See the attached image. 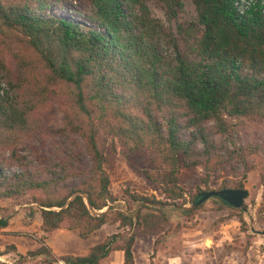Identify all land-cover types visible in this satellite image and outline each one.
Here are the masks:
<instances>
[{
  "label": "trees",
  "instance_id": "trees-1",
  "mask_svg": "<svg viewBox=\"0 0 264 264\" xmlns=\"http://www.w3.org/2000/svg\"><path fill=\"white\" fill-rule=\"evenodd\" d=\"M69 1L0 0V203L30 197L43 235L13 264H102L116 251L136 264L138 238L158 236L157 249L185 227L172 213L191 218L205 207H186L199 193L243 189L264 151V143L239 142L264 127V0H192L197 20L175 30L145 0H79L90 3L84 20L53 11ZM161 1L170 21L185 7ZM55 103L59 123L43 115ZM109 139L149 157L146 175L166 200L127 189L122 197L136 211L114 206ZM197 167L205 189L189 193L182 171ZM214 177L223 179L218 189ZM209 201L248 230L246 211ZM108 224L122 231L87 255L56 257L47 244L61 229L88 240ZM9 226L0 217V234Z\"/></svg>",
  "mask_w": 264,
  "mask_h": 264
},
{
  "label": "rangeland",
  "instance_id": "rangeland-1",
  "mask_svg": "<svg viewBox=\"0 0 264 264\" xmlns=\"http://www.w3.org/2000/svg\"><path fill=\"white\" fill-rule=\"evenodd\" d=\"M145 2L154 18L161 19L167 27L174 30L179 24L187 25L198 18L192 0H184V10L174 21L169 20L167 9L161 0H145ZM89 7L88 1L70 0L62 10L54 8L53 11L68 18L84 20L81 14ZM58 108V104L55 103L44 112L46 121L61 122L62 113ZM239 142L264 143V127L245 130ZM21 150L26 154L30 153V145H22ZM106 153L112 191L120 199L114 205L116 208L129 214H133L138 208L129 199L122 197L127 189L148 196L154 194L158 199L166 200L160 187L146 175L147 172H154V166L147 155H127L111 139L107 142ZM251 161L255 169L249 173L244 183V188L249 191L245 201L248 208L245 215L248 230L245 231L238 218L233 217L236 212L222 209L215 201L206 202L205 207L191 218L175 215L176 210L168 207L166 210L174 212L172 213L174 218L182 222L185 227L177 235L166 238L157 249L158 236L138 238L135 245L136 264H264V151ZM204 176L203 167L184 169L182 185L189 193L197 192L199 187L205 189L202 184ZM216 177L211 182V187L214 189H218L223 181L222 178ZM186 207L191 208L192 205L188 204ZM178 210L181 212V209ZM0 217L10 220V226L0 234V261L13 264L20 255H27L29 250L38 246L36 239L43 237L40 229L42 217L37 206L30 202V197L0 203ZM120 231L122 230L119 224H108L98 234L84 240L78 238L77 232L61 229L50 235L47 243L52 246L53 252L55 251L54 255L60 257L66 255L67 251L74 254L73 251L76 252L74 249L79 240H84L86 245H83L88 247ZM12 247L15 249H11ZM59 250L64 252L60 253ZM3 253L6 254L2 255ZM108 263L109 260L106 258L102 264ZM24 264L43 263L37 259ZM60 264L64 263L60 262Z\"/></svg>",
  "mask_w": 264,
  "mask_h": 264
},
{
  "label": "water",
  "instance_id": "water-1",
  "mask_svg": "<svg viewBox=\"0 0 264 264\" xmlns=\"http://www.w3.org/2000/svg\"><path fill=\"white\" fill-rule=\"evenodd\" d=\"M249 196V191L245 188L243 189H232L226 188L222 190H211L204 191L198 194L196 200L194 201L191 209H196L204 203L208 202L211 198L218 197L228 204L247 211L245 207V201Z\"/></svg>",
  "mask_w": 264,
  "mask_h": 264
},
{
  "label": "crops",
  "instance_id": "crops-1",
  "mask_svg": "<svg viewBox=\"0 0 264 264\" xmlns=\"http://www.w3.org/2000/svg\"><path fill=\"white\" fill-rule=\"evenodd\" d=\"M41 224H42V222H41ZM79 237L80 236H78V238ZM84 243H85L84 240H79L78 241V245H76V247H75L76 249H74V250H76V252L73 251V253L75 255H87L89 253L90 248L92 246H94V245H91V246L89 245L88 247H86V246H84V245H86ZM49 244L51 245V242H49ZM64 250H67V249L64 248ZM64 250H59V251H60V253H62V252H64ZM54 253H55V251H54ZM70 253L71 252H69V251L66 252V254H70ZM108 260H109V263L108 264H124V252L123 251H116L114 253H111L110 256L108 257Z\"/></svg>",
  "mask_w": 264,
  "mask_h": 264
}]
</instances>
